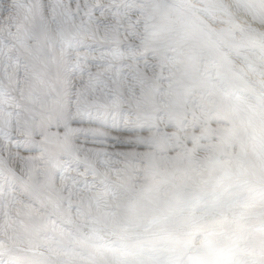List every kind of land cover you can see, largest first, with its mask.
<instances>
[{"label": "snow or ice", "instance_id": "obj_1", "mask_svg": "<svg viewBox=\"0 0 264 264\" xmlns=\"http://www.w3.org/2000/svg\"><path fill=\"white\" fill-rule=\"evenodd\" d=\"M0 264H264V0H0Z\"/></svg>", "mask_w": 264, "mask_h": 264}]
</instances>
